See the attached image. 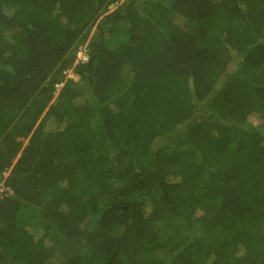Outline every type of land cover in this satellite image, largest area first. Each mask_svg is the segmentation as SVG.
Here are the masks:
<instances>
[{
  "label": "trees",
  "instance_id": "obj_1",
  "mask_svg": "<svg viewBox=\"0 0 264 264\" xmlns=\"http://www.w3.org/2000/svg\"><path fill=\"white\" fill-rule=\"evenodd\" d=\"M0 181V264H264V0H0Z\"/></svg>",
  "mask_w": 264,
  "mask_h": 264
},
{
  "label": "built area",
  "instance_id": "obj_2",
  "mask_svg": "<svg viewBox=\"0 0 264 264\" xmlns=\"http://www.w3.org/2000/svg\"><path fill=\"white\" fill-rule=\"evenodd\" d=\"M76 54V62H87L89 59V52H88V46L86 44H82L78 46V48L75 51ZM59 86V85H58ZM6 188L4 187L3 182L0 181V197L5 195Z\"/></svg>",
  "mask_w": 264,
  "mask_h": 264
},
{
  "label": "rangeland",
  "instance_id": "obj_3",
  "mask_svg": "<svg viewBox=\"0 0 264 264\" xmlns=\"http://www.w3.org/2000/svg\"><path fill=\"white\" fill-rule=\"evenodd\" d=\"M88 43H89V39L86 41L85 44L88 45ZM69 76L74 77V78L77 77V76H75L72 72H69ZM31 223H32V225H34V226L36 225L34 221H32ZM39 233H40V232H39Z\"/></svg>",
  "mask_w": 264,
  "mask_h": 264
}]
</instances>
